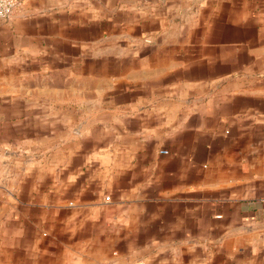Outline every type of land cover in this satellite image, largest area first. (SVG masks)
Returning <instances> with one entry per match:
<instances>
[{
  "label": "crops",
  "instance_id": "1",
  "mask_svg": "<svg viewBox=\"0 0 264 264\" xmlns=\"http://www.w3.org/2000/svg\"><path fill=\"white\" fill-rule=\"evenodd\" d=\"M0 264H264V0H18Z\"/></svg>",
  "mask_w": 264,
  "mask_h": 264
},
{
  "label": "built area",
  "instance_id": "2",
  "mask_svg": "<svg viewBox=\"0 0 264 264\" xmlns=\"http://www.w3.org/2000/svg\"><path fill=\"white\" fill-rule=\"evenodd\" d=\"M18 6V0H0V21H6ZM166 153V151H161ZM108 201V198L105 199Z\"/></svg>",
  "mask_w": 264,
  "mask_h": 264
}]
</instances>
